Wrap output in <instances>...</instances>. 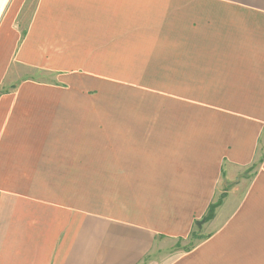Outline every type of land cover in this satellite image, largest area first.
<instances>
[{"label": "crops", "instance_id": "obj_1", "mask_svg": "<svg viewBox=\"0 0 264 264\" xmlns=\"http://www.w3.org/2000/svg\"><path fill=\"white\" fill-rule=\"evenodd\" d=\"M11 62L166 71L159 84L234 102V123L218 141L193 125L132 126L123 163L142 159L137 186L149 175L154 194L99 212L66 183L82 151H67L60 94L33 82L1 93L0 264H264V0H0V85Z\"/></svg>", "mask_w": 264, "mask_h": 264}, {"label": "rangeland", "instance_id": "obj_2", "mask_svg": "<svg viewBox=\"0 0 264 264\" xmlns=\"http://www.w3.org/2000/svg\"><path fill=\"white\" fill-rule=\"evenodd\" d=\"M9 55L3 54L2 59L5 61ZM10 66L0 85V94L28 82L47 85L50 92L60 94L61 110L67 114L62 133L67 151L78 153L79 144L82 151L81 164L71 166L74 171L68 170L77 173L79 179L66 183L82 194L84 210L105 212L108 206L121 202L125 194L130 202V192L131 195L154 194L155 180L149 175L137 186V177L144 175L142 159L131 153L133 162L123 163V148L126 146L129 152L133 142L129 139L134 135L132 126L193 125L197 131L210 129L212 140L218 141V134L229 131V124L234 123L226 107L234 102L206 99L205 92H210L213 86L159 84L166 71L158 76L161 72L158 69H114L111 70L114 74L107 76L89 68L62 72L20 62H11ZM124 126L127 128L123 129ZM143 135H147L145 141H154L155 134ZM122 136L127 140L124 141ZM136 143L140 142L136 140ZM125 175H130V186L123 181ZM151 184L153 187H148ZM221 191L218 190L212 204L214 212L224 195ZM201 231L202 228L197 226L192 237H197Z\"/></svg>", "mask_w": 264, "mask_h": 264}, {"label": "trees", "instance_id": "obj_3", "mask_svg": "<svg viewBox=\"0 0 264 264\" xmlns=\"http://www.w3.org/2000/svg\"><path fill=\"white\" fill-rule=\"evenodd\" d=\"M219 204H220V202L215 206V209H216V207L219 206ZM213 209H214V206L211 207L210 212L208 214V217H212L213 216V214H214V210Z\"/></svg>", "mask_w": 264, "mask_h": 264}]
</instances>
